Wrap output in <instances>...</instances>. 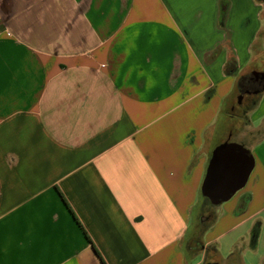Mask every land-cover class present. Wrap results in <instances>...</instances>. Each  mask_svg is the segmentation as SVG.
<instances>
[{"label":"crops","instance_id":"crops-1","mask_svg":"<svg viewBox=\"0 0 264 264\" xmlns=\"http://www.w3.org/2000/svg\"><path fill=\"white\" fill-rule=\"evenodd\" d=\"M253 72L264 0H0V264H264ZM225 141L254 165L210 206Z\"/></svg>","mask_w":264,"mask_h":264},{"label":"water","instance_id":"water-1","mask_svg":"<svg viewBox=\"0 0 264 264\" xmlns=\"http://www.w3.org/2000/svg\"><path fill=\"white\" fill-rule=\"evenodd\" d=\"M262 77L264 78L263 73ZM241 99L242 95H239L238 104ZM253 165V157L244 146L229 141L216 145L211 151L200 185L202 197L210 206L228 201L245 186Z\"/></svg>","mask_w":264,"mask_h":264},{"label":"trees","instance_id":"trees-1","mask_svg":"<svg viewBox=\"0 0 264 264\" xmlns=\"http://www.w3.org/2000/svg\"><path fill=\"white\" fill-rule=\"evenodd\" d=\"M224 11H225V5L221 6V14L222 15H224ZM226 70L229 74H233L235 72V62L233 60H231L227 63ZM255 76L260 77V79L255 81L254 80ZM263 83H264V78L262 77V73L257 72L256 74H254V72H253V73H250L248 75H243V76L239 77V79L237 81V89H238L239 95L257 94L261 91V89L263 87ZM203 200L205 201V203L209 204L205 198H203ZM64 203L67 205L65 200H64ZM95 253L97 254L96 251H95ZM99 259H100L101 264H105L101 260V258H99Z\"/></svg>","mask_w":264,"mask_h":264},{"label":"flooded vegetation","instance_id":"flooded-vegetation-1","mask_svg":"<svg viewBox=\"0 0 264 264\" xmlns=\"http://www.w3.org/2000/svg\"><path fill=\"white\" fill-rule=\"evenodd\" d=\"M258 79H260V77L255 76V79H254V80L257 81ZM203 264H211V263L206 261V262H204Z\"/></svg>","mask_w":264,"mask_h":264},{"label":"rangeland","instance_id":"rangeland-1","mask_svg":"<svg viewBox=\"0 0 264 264\" xmlns=\"http://www.w3.org/2000/svg\"><path fill=\"white\" fill-rule=\"evenodd\" d=\"M251 66L252 67L254 66L256 68V67H258V63H256V62L255 63H252ZM235 103H237V101Z\"/></svg>","mask_w":264,"mask_h":264}]
</instances>
